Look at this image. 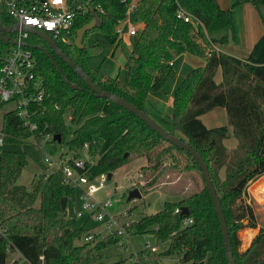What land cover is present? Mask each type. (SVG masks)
I'll return each mask as SVG.
<instances>
[{"label": "trees", "instance_id": "trees-1", "mask_svg": "<svg viewBox=\"0 0 264 264\" xmlns=\"http://www.w3.org/2000/svg\"><path fill=\"white\" fill-rule=\"evenodd\" d=\"M129 1L90 0L87 10L76 16L69 31L53 40L96 86L145 113L147 96L174 77L171 64L174 57L186 53L203 60V65L190 69L170 93V127L183 137L173 134L171 129L167 131L186 141L205 161L224 216L235 264H264V228L259 227L248 247L239 252L236 248L240 241L230 229V225L238 229L255 225L252 209L241 196L249 181L264 174V31L241 58L215 49V43L224 44L226 36L209 37L211 32L232 27L233 6L243 2L264 6V0H234L228 9L219 8L215 0H133L131 17L139 27L134 36H129L133 39L127 46L119 44L120 38L115 39L114 30L124 17ZM67 2L73 4L78 0ZM177 6L197 22L176 18ZM94 17L98 18V24L85 30L80 47L75 46L76 30ZM10 23L0 6V24ZM96 30L111 36L115 47H120L125 69L122 81L117 77L101 78L99 68L86 62L87 56L100 50L98 43H86V37ZM28 40L35 45L31 48L35 72L42 79L45 97L32 105L38 124L34 132L20 125V119L11 111L4 114L5 144L21 143L33 134L44 133L57 134L62 142L66 115L71 124L80 122L66 142L67 148L73 152L85 148L87 155L95 157L94 162L85 161L83 173L88 178L107 174L133 158L144 157L145 164L140 171L145 190L156 187L155 179L172 150L190 158L129 111L91 93L41 39L30 34ZM7 45L8 42L0 40V48ZM217 69L220 80L216 82L213 77ZM214 107L224 109L226 124L206 127L200 116ZM229 133L236 140L232 149L223 145ZM25 165L22 151L0 146V229L3 230L0 264H8L7 248L17 251L30 264H114L103 261V250L118 244L123 236L95 235L94 240L75 244L74 240L85 232V221L80 223L73 215H67L74 188L51 182L47 206L34 207L44 175L36 176L31 189L26 190L16 183ZM220 168L223 169L221 180L216 175ZM235 199H239L238 216L226 208ZM182 207L186 208V214H180ZM175 208L179 211L175 212ZM127 232L149 233L155 244L167 243L161 255H174L175 264H227L217 217L204 185L177 200L163 201L156 212L133 220ZM151 247L144 246L133 254L139 264H158L160 253Z\"/></svg>", "mask_w": 264, "mask_h": 264}, {"label": "rangeland", "instance_id": "rangeland-1", "mask_svg": "<svg viewBox=\"0 0 264 264\" xmlns=\"http://www.w3.org/2000/svg\"><path fill=\"white\" fill-rule=\"evenodd\" d=\"M218 7L221 9L230 8L234 0H215ZM139 27V25H137ZM264 31V6L259 4L257 6L248 2L239 3L232 7V27L214 31L209 34V37L219 38L226 36L224 44L215 43V47L224 53H228L235 57H245L251 49L253 43ZM120 38L119 44L131 45L133 37L116 36L115 39ZM112 37L100 31H93L86 37L88 45L94 42L100 45V50L86 57V62L90 66L98 67L102 76L114 77L117 76L119 80L124 79V58L120 47H115L111 42ZM172 67L175 71L174 77L165 83V85L158 91L150 93L145 101V107L150 118L159 124L165 130L170 131L169 117L171 114V99L170 93L179 81L186 75V73L195 67L203 65V60L197 56L190 54H179L171 61ZM214 80H220V70L217 69L214 74ZM9 105L4 104L0 108V120L2 114L8 109ZM200 120L206 127H215L226 124L225 111L222 107H214L210 111L202 114ZM80 123V122H79ZM71 124L67 116L64 115L65 133L62 142H56L51 138H28L21 143L4 144L3 148L15 151H22L26 157V165L20 172L16 183L23 185L26 190H30L34 183L36 176L44 175L40 192L37 195L33 206L46 207L48 203V195L50 183L68 185V183L60 178L58 171L59 156L62 154V165L67 166V159L78 157L82 160L94 162L95 157L87 155L85 148L73 152L67 148L66 142L72 137L73 130L79 125ZM172 133L177 136L182 134L177 129H171ZM230 131V128H229ZM223 145L226 149H232L236 145L235 138L229 133V136L223 140ZM47 158V161L44 158ZM145 164L144 157H136L125 164L119 166L111 172L109 179H106V173H101L92 179L89 183L93 186H100V188L93 193L92 199L100 202L106 198L112 200V206L107 209L103 221L96 222L93 219H88L84 223L86 232L99 231L100 235H104L103 223L114 216L115 220L118 218L116 224H121L129 221L139 219L141 216L151 214L160 209L163 201H174L184 196L191 194V192L198 191L203 186V181L198 168L191 162L190 158L183 153L171 151V157L164 159L165 167L161 174L155 179L156 187L145 190L142 187V175L140 167ZM146 172H148L146 170ZM216 175L218 179L223 178V169L220 168ZM62 177V176H61ZM73 171L72 178H75ZM136 188L140 197L127 199L129 190ZM85 185L74 186L75 195L73 200H69L67 204V215L70 216L73 210H80L83 190ZM184 194H183V193ZM242 198V196H241ZM239 199H235L231 204L226 205L227 210L234 216L239 215L238 210ZM74 208V209H73ZM253 209V208H252ZM125 212L126 216L122 217ZM262 215V214H261ZM86 213H83L79 218L82 223L85 219ZM255 219V218H254ZM117 221V220H116ZM246 220L243 221V224ZM256 223V220H255ZM244 228H236L235 225H230L231 231L239 239L240 244L236 251L243 249V232ZM155 253H160L158 264H175L177 258L174 255H161L167 247V243L155 244L152 235L149 233H128L127 236L115 245L106 247L103 250V261L114 264H130L133 254L144 248L145 242ZM81 238L74 240L75 244L81 243ZM9 257V258H8ZM10 255H7V262L10 260ZM132 257V258H131Z\"/></svg>", "mask_w": 264, "mask_h": 264}, {"label": "built area", "instance_id": "built-area-1", "mask_svg": "<svg viewBox=\"0 0 264 264\" xmlns=\"http://www.w3.org/2000/svg\"><path fill=\"white\" fill-rule=\"evenodd\" d=\"M89 2L90 0H78V2L69 4L67 0H0V6L3 7L6 17L11 21L9 25L17 24L18 26L16 30H12L6 35L8 45L0 48V108L4 104L9 105L0 120V146L5 144L4 132L2 130L4 114L7 111H11L20 119V125L34 132L37 130L38 124L34 120L35 114L32 110V105L40 103L45 97L42 79L35 72V60L31 47L27 45L31 44L28 40L30 33L24 28H35L45 32L52 39L62 38L63 33H67L74 25L76 16L83 14L87 10ZM134 5L133 0L127 3L124 17L115 27L114 33L116 36L135 35L138 23L131 17ZM175 17L185 22H197L195 17L188 14L180 6L176 7ZM52 136L50 133H44L39 136L33 134L29 138H33L37 143L36 139L51 138L52 140ZM62 158L63 155L59 156L58 171L63 180L73 188L74 186H86L81 196L80 210L76 211L74 209L72 215L79 220L82 214L86 213L84 221L93 219L96 222H102L107 209L112 206V200L106 198L97 202L92 199L93 193L100 186L96 187L90 184V178L83 173V170L86 168V160L75 156L69 157L67 159L68 165L63 166L61 162ZM44 160L47 161V158L45 157ZM73 171L75 172V178H72ZM174 211L178 212L179 209L175 208ZM123 216H126L125 212L122 213ZM116 220L112 216L103 223L102 230L104 231V235L116 234L126 237L127 227L130 225V222L126 221L116 224L118 218ZM0 234H3V230L1 229ZM95 235L101 237L99 231L94 233L85 231L80 238L86 242L94 240ZM145 247H149L147 241L145 242ZM7 255L11 256L7 262L8 264L13 263L14 260L15 264H30L17 251H10L7 248ZM130 264L139 263L136 258H132Z\"/></svg>", "mask_w": 264, "mask_h": 264}, {"label": "water", "instance_id": "water-1", "mask_svg": "<svg viewBox=\"0 0 264 264\" xmlns=\"http://www.w3.org/2000/svg\"><path fill=\"white\" fill-rule=\"evenodd\" d=\"M96 24H98V18L94 17L91 21L81 25L76 30L75 38H74L75 46L80 47L81 38H82L84 31L91 28L92 26H94ZM17 27H18L17 24L6 25V26H3L0 24V40L3 42H7V36L2 34V32L8 33L12 30H16ZM24 29L26 31H28L30 34L41 39L48 46V48L81 79V81L89 88V91L91 93H93L97 97H102V98L108 99L111 102L115 103L116 105H118V106L124 108L125 110L129 111L134 116H136L138 119H140L142 122H144L147 127H149L152 131H154L163 140H165L169 144L175 146L176 148L184 151L185 153H187L190 156V158L195 162V164L198 167V170L200 172V175H201V178L203 181V185L207 190V193H208L209 198L211 200L212 206L214 208V212L216 214L217 221H218L219 231L221 234L224 256H225V259L227 261V264H235V261H234L233 255H232V251H231V247H230V242H229L227 230H226L224 216H223V213L221 211V207H220V204L218 201V197L215 193L213 184H212L211 179L209 177L207 165H206L205 161L203 160V158L199 155V153L195 149H193L186 141H184L183 139L169 133L167 130L162 128L152 118H150L149 115L147 113H145L143 110L137 108L132 103L124 100L120 96H118L116 94H112V93H110L106 90H103V89L99 88L98 86H96L91 81V79L88 77V75L83 71V69L79 65L74 63L58 47V45L55 43V41L49 35H47L45 32L39 31V30L32 28V27H26ZM27 45L31 48L35 47V45H32V44H27ZM38 48H40L43 52H45V50L42 47H38ZM53 64L55 65L54 62H53ZM64 80L68 83L67 79L64 78ZM70 87L75 88V85L70 84ZM52 140L59 142L60 136L57 134H54L52 136ZM125 155L126 154L124 153L123 156H125ZM110 176H111V172H108L106 174V179H109ZM134 197H140V193L136 188L129 190V192L127 194L128 200L131 198H134ZM186 213H187L186 208L182 207L180 209V214H186Z\"/></svg>", "mask_w": 264, "mask_h": 264}, {"label": "crops", "instance_id": "crops-1", "mask_svg": "<svg viewBox=\"0 0 264 264\" xmlns=\"http://www.w3.org/2000/svg\"><path fill=\"white\" fill-rule=\"evenodd\" d=\"M215 47V45H214ZM216 50H218L215 47ZM228 54V53H227ZM241 58V57H240ZM94 67V66H92ZM100 74V71H99ZM101 78L108 77L102 76ZM117 77V76H114ZM242 201L252 209L256 223L254 226L246 227L243 234V249L248 247L252 237L256 234L259 227L264 228V174L251 180L242 196ZM74 209V208H73ZM262 214V215H261Z\"/></svg>", "mask_w": 264, "mask_h": 264}]
</instances>
